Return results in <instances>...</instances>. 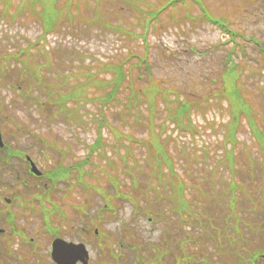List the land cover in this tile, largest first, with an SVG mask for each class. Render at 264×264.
<instances>
[{"label":"rangeland","instance_id":"1","mask_svg":"<svg viewBox=\"0 0 264 264\" xmlns=\"http://www.w3.org/2000/svg\"><path fill=\"white\" fill-rule=\"evenodd\" d=\"M65 1L59 0L58 9L70 15L61 13L56 26L47 32L40 21L41 5L22 9L19 0H0V127L8 147L33 156L42 169L56 163L59 152L36 142L38 136L52 141L56 149L66 148L69 152L63 164L82 163L95 173L94 192L86 195L77 187L75 195L79 204H92L93 216L107 202L102 191L114 196L118 190L135 201V207L118 206L116 193L111 201L118 206L116 220L108 209L105 213L111 220L97 224L107 233L102 246L112 250L117 264H251L246 261L249 253H264V151L244 127L237 134L235 152L224 150L223 125L230 117L227 99L213 108L204 104L202 108L189 99L197 104L190 115L199 129L194 135L166 120L167 111L177 106L174 96L173 103L158 104L154 130L167 139L172 169L156 163L155 150L149 148L158 137L146 128V107L139 118H126L116 109L108 111L109 125L102 127L103 150L95 151L99 104L61 107L56 100L69 85L84 80L86 67L96 72L99 62L120 59L131 50L149 52L152 80L174 88L179 96L204 100L221 85L226 58L229 63L232 54L240 64L243 98L264 127V0H184L183 6L167 8L159 20L149 18L148 30L143 16L165 0H72L70 9L65 8ZM203 11L237 33L234 40ZM110 24L130 28L139 37L109 30ZM19 49L23 56L16 66L3 58ZM8 62L11 65L6 68ZM89 93H93L91 88ZM115 130L130 133V144L123 139V144L113 147ZM127 144L133 155L124 162ZM92 151L96 153L88 155ZM6 154L0 152L2 158ZM7 159L11 166L23 165L15 157ZM10 175L8 185L16 186L19 174L1 168V182ZM110 175L119 182L113 183ZM84 176L92 181L87 172ZM68 197L63 194V199ZM150 214L155 221L147 217ZM84 223L79 221V235L96 244L91 250L97 264L100 237L93 232V222L90 232L82 229ZM231 237L236 238L232 244ZM103 256L106 263L109 257ZM157 256L160 260L153 261Z\"/></svg>","mask_w":264,"mask_h":264},{"label":"trees","instance_id":"2","mask_svg":"<svg viewBox=\"0 0 264 264\" xmlns=\"http://www.w3.org/2000/svg\"><path fill=\"white\" fill-rule=\"evenodd\" d=\"M179 0H165V4L161 5L155 10L147 11V14L143 16V19L150 24L152 20H159L167 8L173 9L174 7H180L177 3ZM19 8L26 4V7H32L37 5L42 6L40 12L43 29L48 31L53 30L57 24V19L63 10L58 9L60 2L59 0H19ZM136 2V1H135ZM72 0L65 1V8L70 9ZM134 10H138L137 7H133ZM163 10V11H162ZM64 16H69L70 12L63 13ZM151 21H150V19ZM95 19H98L96 17ZM99 20V19H98ZM98 26V25H96ZM117 30L118 33H124L126 36L139 37L130 28H125L123 25L110 24L109 30ZM258 45L259 42L255 41ZM24 51V57L28 60V51ZM263 51V50H262ZM23 56V51L19 54L11 53L7 58H16V64H19V57ZM24 64V60L21 61ZM10 64L6 66L9 67ZM5 68V69H6ZM96 72L89 67H86V71L82 74L84 80H77L75 83L69 85L66 91L59 95L56 102L61 107H66L68 103L72 104H86L88 102H96L99 104L100 111L96 117V121L100 124L98 137L95 142L94 150H103V132L102 127L108 126L107 112L111 109L119 110L121 114L128 116H134L139 118L141 112L144 113L143 108L146 107L148 111V124L146 128L150 130L151 136H157L158 139H154L151 147L156 153V163L166 164L172 167L170 156L167 154L164 140L155 133L153 127V119L159 110V103L171 104L173 103L172 96L175 97L177 106L174 110H168L166 120H169L179 130L186 131L192 135L198 132V125L191 119L192 110L196 108L197 104H193L190 100L196 101L201 106L202 104L213 108V102L207 97L204 100L188 98L178 95L177 91L172 88L165 87L159 84V81H149L152 79V63L149 57V52L144 51L143 54L139 52L129 51L126 55H122V58H116L108 60L106 62H99V65L95 67ZM240 64L232 59L231 63L228 64L225 70L221 73V85L212 95L215 99L216 104L223 105V100H228L229 108V120L223 125L225 127L223 144L224 150H230L236 146L238 141L237 134L244 126L248 128L249 132L253 135L255 140L260 144L262 151H264V127L260 123L256 112L253 113L251 107L245 102L241 92V79H240ZM76 76V75H74ZM93 90V93H89V89ZM161 101V102H160ZM203 102V103H202ZM203 108V106H202ZM209 109V108H207ZM206 109V110H207ZM113 112V111H112ZM132 116V117H133ZM246 116V118H242ZM82 119V117H79ZM135 119V118H134ZM126 120V119H125ZM244 121V123H242ZM143 124V123H142ZM161 130H164V126H160ZM163 132V131H162ZM110 133V132H109ZM113 136L116 137L117 141L113 147H119L123 144V139L127 140L130 144V140L133 138L130 133H122L115 130ZM120 138H122L120 140ZM150 139V137L148 138ZM142 143V141L140 142ZM232 147L229 148L228 146ZM126 154L123 156V161H127L129 156L133 155V149L127 145H124ZM112 147V148H113ZM102 154L101 152H98ZM136 164V163H135ZM134 185H137L135 180ZM178 193L182 194V188L178 189ZM125 197V196H124ZM130 199L128 196L125 197ZM257 252L254 256L258 255ZM160 260V256H159Z\"/></svg>","mask_w":264,"mask_h":264},{"label":"flooded vegetation","instance_id":"3","mask_svg":"<svg viewBox=\"0 0 264 264\" xmlns=\"http://www.w3.org/2000/svg\"><path fill=\"white\" fill-rule=\"evenodd\" d=\"M2 169L19 175L15 176L16 186L8 185L6 180L13 175L6 176L3 182L0 178V264H58L52 257L56 239L69 243L84 242L93 249L96 244H90L79 235V202L75 197L78 184L76 175L72 176V188H66L64 193L63 190H58L59 183H53L52 176L47 173L36 176L26 164ZM34 176L43 181V191H31ZM11 186L15 187L12 189ZM63 194L70 197L63 199ZM54 196H60L61 199ZM84 221L82 228L90 232L91 221L89 218H84ZM96 228L93 230L95 235L99 233ZM107 240V237L101 240L98 250L104 249L102 245ZM75 264L83 263L77 259ZM89 264H94L92 253Z\"/></svg>","mask_w":264,"mask_h":264},{"label":"water","instance_id":"4","mask_svg":"<svg viewBox=\"0 0 264 264\" xmlns=\"http://www.w3.org/2000/svg\"><path fill=\"white\" fill-rule=\"evenodd\" d=\"M66 250V249H65ZM65 253V252H64ZM63 253V254H64ZM55 259L60 263V264H65V260L63 258V256H61V249L60 247L57 248L56 252H55Z\"/></svg>","mask_w":264,"mask_h":264}]
</instances>
